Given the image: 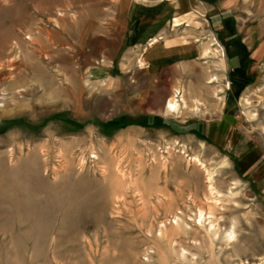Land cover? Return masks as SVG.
Here are the masks:
<instances>
[{
    "label": "rangeland",
    "instance_id": "obj_1",
    "mask_svg": "<svg viewBox=\"0 0 264 264\" xmlns=\"http://www.w3.org/2000/svg\"><path fill=\"white\" fill-rule=\"evenodd\" d=\"M65 1L0 0V264H264V0H180L157 75Z\"/></svg>",
    "mask_w": 264,
    "mask_h": 264
},
{
    "label": "crops",
    "instance_id": "obj_2",
    "mask_svg": "<svg viewBox=\"0 0 264 264\" xmlns=\"http://www.w3.org/2000/svg\"><path fill=\"white\" fill-rule=\"evenodd\" d=\"M180 2L66 0L59 6L76 5L81 13L94 14L79 26L82 29L79 46L84 62L103 61L113 70H119L125 69L129 61L130 66L138 67L135 69L157 75L163 68L185 66L199 52L194 46L168 43L173 39H168L165 30L169 28V18L182 14V8L177 11ZM172 55L174 58L170 59Z\"/></svg>",
    "mask_w": 264,
    "mask_h": 264
},
{
    "label": "bare ground",
    "instance_id": "obj_3",
    "mask_svg": "<svg viewBox=\"0 0 264 264\" xmlns=\"http://www.w3.org/2000/svg\"><path fill=\"white\" fill-rule=\"evenodd\" d=\"M210 83H213V81H211ZM178 102L179 101H177V100H175V99H172V100H170L169 101V103H168V107H167V109H168V111H171V112H175L176 110H177V108H178ZM93 158H96V156H94ZM212 181H213V178H212V174H210L209 173V171H208V182H209V185H210V190L212 191L213 190V187H212ZM53 205H54V203H52ZM48 208L46 207V210H47ZM204 216V215H203ZM202 214L200 213V216H199V223L200 224H202ZM178 224V222L177 221H175L174 222V225H177ZM61 226L63 227V224L61 223ZM229 238L231 239V238H233L232 237V234H230L229 235Z\"/></svg>",
    "mask_w": 264,
    "mask_h": 264
}]
</instances>
